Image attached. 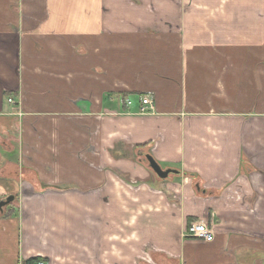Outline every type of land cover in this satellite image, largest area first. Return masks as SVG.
<instances>
[{
  "label": "crops",
  "instance_id": "0c3cea01",
  "mask_svg": "<svg viewBox=\"0 0 264 264\" xmlns=\"http://www.w3.org/2000/svg\"><path fill=\"white\" fill-rule=\"evenodd\" d=\"M9 199L0 264H264V0H0Z\"/></svg>",
  "mask_w": 264,
  "mask_h": 264
},
{
  "label": "built area",
  "instance_id": "2783aa9c",
  "mask_svg": "<svg viewBox=\"0 0 264 264\" xmlns=\"http://www.w3.org/2000/svg\"><path fill=\"white\" fill-rule=\"evenodd\" d=\"M9 103H14L12 98L8 99ZM127 106H131L133 102L130 99L124 101ZM155 108L154 99L151 94L141 96L139 99V114L148 115L153 113ZM186 237L211 242L215 237L214 222L208 224L206 222H194L188 225L186 228ZM36 264H48L45 261H40Z\"/></svg>",
  "mask_w": 264,
  "mask_h": 264
},
{
  "label": "water",
  "instance_id": "95a60500",
  "mask_svg": "<svg viewBox=\"0 0 264 264\" xmlns=\"http://www.w3.org/2000/svg\"><path fill=\"white\" fill-rule=\"evenodd\" d=\"M146 159L149 163L150 168L157 174L160 179H167L171 174H179V171L175 169H162L159 163L150 154L146 155ZM12 200L13 199H9L8 201H0V209H3V207L9 204Z\"/></svg>",
  "mask_w": 264,
  "mask_h": 264
},
{
  "label": "rangeland",
  "instance_id": "374dc122",
  "mask_svg": "<svg viewBox=\"0 0 264 264\" xmlns=\"http://www.w3.org/2000/svg\"><path fill=\"white\" fill-rule=\"evenodd\" d=\"M59 1H61V0H59ZM86 42H88V43H90V40H83L82 41V45H78V46H80V47H78L79 48V51L80 52H85V48L83 47V44L84 43H86ZM104 43H105V41H104ZM85 46V45H84ZM132 99H134V97H131ZM133 101H135V100H133ZM131 156V155H130ZM145 156V155H144ZM138 157L137 156V159L142 163V166H144V168L145 169H149V164H148V161L145 159V157ZM149 170H151V169H149ZM148 170V171H149ZM114 172H115V175H118V176H123V177H125L126 178V176H124L123 174H122V171L120 172V170L118 169V168H115V170H114ZM152 172V171H151ZM151 172L149 171V173H150V175H151ZM132 173V172H131ZM153 173V172H152ZM153 175H154V173H153ZM156 175V174H155ZM153 177V176H152ZM169 179H173V175L171 174V177L169 178ZM186 180V185H188V186H191L192 184H193V181H192V179L188 176L187 178H185ZM158 181H160V179H157ZM45 189V188H44ZM15 202H13L11 205V208H9V209H13V208H15V206L13 205ZM194 222H206V221H203V220H198V221H193V222H191V223H194ZM190 223V224H191ZM142 261H143V258L140 260V264H142Z\"/></svg>",
  "mask_w": 264,
  "mask_h": 264
},
{
  "label": "trees",
  "instance_id": "16d2710c",
  "mask_svg": "<svg viewBox=\"0 0 264 264\" xmlns=\"http://www.w3.org/2000/svg\"><path fill=\"white\" fill-rule=\"evenodd\" d=\"M124 100H125V97H124ZM40 261H45L46 262V260H44V259H42L40 257H35V258H31V259L25 261L24 264H36V263H38Z\"/></svg>",
  "mask_w": 264,
  "mask_h": 264
},
{
  "label": "bare ground",
  "instance_id": "6f19581e",
  "mask_svg": "<svg viewBox=\"0 0 264 264\" xmlns=\"http://www.w3.org/2000/svg\"><path fill=\"white\" fill-rule=\"evenodd\" d=\"M188 238V237H187Z\"/></svg>",
  "mask_w": 264,
  "mask_h": 264
}]
</instances>
